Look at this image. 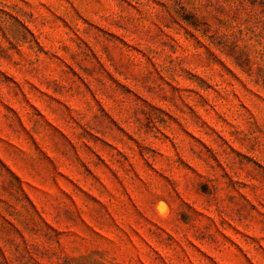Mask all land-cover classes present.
Instances as JSON below:
<instances>
[{
    "label": "rangeland",
    "instance_id": "1",
    "mask_svg": "<svg viewBox=\"0 0 264 264\" xmlns=\"http://www.w3.org/2000/svg\"><path fill=\"white\" fill-rule=\"evenodd\" d=\"M0 264H264V0H0Z\"/></svg>",
    "mask_w": 264,
    "mask_h": 264
}]
</instances>
